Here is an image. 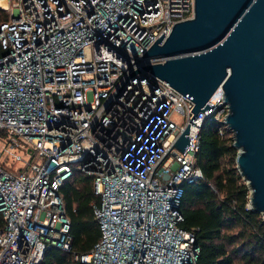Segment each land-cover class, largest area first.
<instances>
[{
    "label": "built area",
    "instance_id": "built-area-1",
    "mask_svg": "<svg viewBox=\"0 0 264 264\" xmlns=\"http://www.w3.org/2000/svg\"><path fill=\"white\" fill-rule=\"evenodd\" d=\"M0 8L8 11L0 22V264H38L50 246L70 250L59 189L75 171L91 175L100 196V236L75 259L196 264L194 233L179 225L180 185L201 177L198 133L205 117L223 123V91L189 122L183 151L172 144L191 99L139 74L117 92L153 41L193 16L194 0H5ZM175 113L183 126L168 144L161 138L177 130Z\"/></svg>",
    "mask_w": 264,
    "mask_h": 264
},
{
    "label": "water",
    "instance_id": "water-1",
    "mask_svg": "<svg viewBox=\"0 0 264 264\" xmlns=\"http://www.w3.org/2000/svg\"><path fill=\"white\" fill-rule=\"evenodd\" d=\"M164 35L144 51V62L117 92L139 74L152 84L162 79L191 99L192 116L172 144L183 151L189 122L221 87L236 167L248 186L249 206L264 221V0H194L193 16L175 22ZM157 56L164 60L150 62Z\"/></svg>",
    "mask_w": 264,
    "mask_h": 264
},
{
    "label": "trees",
    "instance_id": "trees-1",
    "mask_svg": "<svg viewBox=\"0 0 264 264\" xmlns=\"http://www.w3.org/2000/svg\"><path fill=\"white\" fill-rule=\"evenodd\" d=\"M7 19L8 11L0 8V22ZM232 143L225 124L205 117L195 152L201 177L180 185L179 225L194 233L196 264H264V221L249 206V189L236 167ZM59 192L70 222L71 248L50 246L38 264H85L73 255L89 251L100 236L93 213L100 196L93 191L92 176L80 171L64 181Z\"/></svg>",
    "mask_w": 264,
    "mask_h": 264
},
{
    "label": "rangeland",
    "instance_id": "rangeland-1",
    "mask_svg": "<svg viewBox=\"0 0 264 264\" xmlns=\"http://www.w3.org/2000/svg\"><path fill=\"white\" fill-rule=\"evenodd\" d=\"M179 117L177 116V114L175 113V114H173V117H172V119H174V120H177ZM178 122H179V126H177V130H175V128L174 129H171V133H173V132H175L174 134H176V131H178V130H180V127H182L183 126V120H177ZM176 137V136H175ZM166 139V138H168V134L167 135H165V136H162V138L161 139ZM160 141H162V140H160ZM0 147H1V142H0Z\"/></svg>",
    "mask_w": 264,
    "mask_h": 264
},
{
    "label": "bare ground",
    "instance_id": "bare-ground-1",
    "mask_svg": "<svg viewBox=\"0 0 264 264\" xmlns=\"http://www.w3.org/2000/svg\"><path fill=\"white\" fill-rule=\"evenodd\" d=\"M0 5L5 6V0H0ZM174 133L175 132L170 133V135L168 136V141H167L168 144H169V142H171L174 139V137H175Z\"/></svg>",
    "mask_w": 264,
    "mask_h": 264
}]
</instances>
